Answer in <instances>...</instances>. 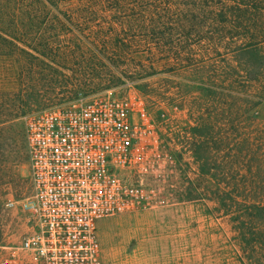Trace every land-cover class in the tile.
I'll return each instance as SVG.
<instances>
[{
	"label": "rangeland",
	"instance_id": "rangeland-1",
	"mask_svg": "<svg viewBox=\"0 0 264 264\" xmlns=\"http://www.w3.org/2000/svg\"><path fill=\"white\" fill-rule=\"evenodd\" d=\"M152 1L0 0V112L4 117L24 111L20 117L7 123L0 133L5 168L0 173V243L18 242L14 240L27 229L21 209V200L30 192L26 117L48 108L66 107L96 95H131L137 132L134 164L127 176L146 186L151 201L150 206L144 209L99 220L104 263L240 264L230 224L226 219L212 215L210 211L214 210L215 202L203 198L205 179L208 177L200 175V181L196 183L197 191H193L191 186L193 178L197 177V164L189 146L175 139L177 129L181 130L184 138L187 137L183 128L192 124L184 101L189 102L201 95L199 86L196 89L183 87L181 94L188 98L176 100L180 95L179 86L186 81L193 85L198 84L192 81H199L202 85L207 77L194 70L187 74L173 71L161 58H165L166 54L155 58L154 68L139 69L122 78L94 74L91 69L79 70L75 63L87 62L86 59L93 53L78 45L90 39L91 34L66 33L59 22L64 11H68L70 16L73 14L70 12L72 8L67 6H95L91 19L98 23L132 20L133 27L121 29L113 42L121 39L136 44L141 33L138 22L143 19L142 3L145 5ZM160 3L164 4V1ZM212 3L216 1L204 2L207 19L214 14ZM78 10L74 8V11ZM33 24L38 27H33ZM182 37L174 35L171 42L184 45ZM45 43H54V46L61 43L57 53V50H49L52 60L45 59L59 72L50 71L45 64L38 67L37 74L28 67L21 68L20 63L31 61L30 54L35 52L33 48H40ZM72 43V48H67ZM129 51V57L135 58V61L132 59L129 62L138 63L140 59L148 62L146 59L152 57L145 47L138 45L130 46ZM73 83L82 84L79 87ZM25 86H30V89ZM170 101H173L172 105H168ZM258 116L264 119V106ZM200 196L202 198L192 199ZM10 200L16 201L14 206L7 205Z\"/></svg>",
	"mask_w": 264,
	"mask_h": 264
},
{
	"label": "trees",
	"instance_id": "trees-1",
	"mask_svg": "<svg viewBox=\"0 0 264 264\" xmlns=\"http://www.w3.org/2000/svg\"><path fill=\"white\" fill-rule=\"evenodd\" d=\"M161 1L142 3L143 19L138 22L141 33L136 44L121 39L113 42L121 29L133 27L132 20L98 23L91 19L95 6H67L73 14L64 11L59 22L66 33L91 34L90 39L78 45L93 53L87 62L75 63L79 70L91 69L94 74L122 78L139 69L154 68L155 58L166 54L161 58L173 71L187 74L194 70L207 77L202 85L199 81H192L198 85L186 81L179 86L176 100L188 98L181 94L183 87L199 86L201 95L184 101L192 124L183 128L187 137L177 129L175 139L189 146L197 164L193 191H197L200 175L208 177L203 198L215 202L212 215L230 224L240 264H264V119L258 116L264 106V0H210L216 3H212L214 14L209 19L205 18L203 9L206 0H163L164 4ZM177 34L183 36L186 44L171 42V37ZM57 44L55 47L54 43H45L33 48L31 61L20 63L21 68L28 67L37 74L38 67L45 64L50 71L59 72L45 61L51 59L50 51H60L61 43ZM72 45L67 48L71 49ZM137 45L145 47L152 56L146 59L148 62L141 59L138 63L129 62L133 59L128 55L130 46ZM73 84L81 87L82 83ZM172 104L173 101L168 102ZM1 114L0 133L24 111L4 117ZM178 154L183 157L182 153ZM4 169L0 145V173ZM197 198L202 197L192 199Z\"/></svg>",
	"mask_w": 264,
	"mask_h": 264
},
{
	"label": "built area",
	"instance_id": "built-area-1",
	"mask_svg": "<svg viewBox=\"0 0 264 264\" xmlns=\"http://www.w3.org/2000/svg\"><path fill=\"white\" fill-rule=\"evenodd\" d=\"M27 229L0 243V264H105L99 220L150 206L127 175L137 125L132 96L96 95L26 117ZM15 200L7 205L14 206Z\"/></svg>",
	"mask_w": 264,
	"mask_h": 264
}]
</instances>
